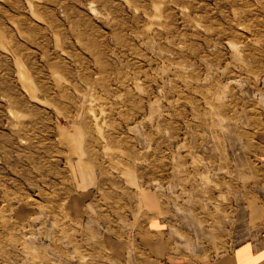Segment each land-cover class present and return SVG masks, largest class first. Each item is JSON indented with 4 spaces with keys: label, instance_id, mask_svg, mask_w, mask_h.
I'll return each mask as SVG.
<instances>
[{
    "label": "rangeland",
    "instance_id": "374dc122",
    "mask_svg": "<svg viewBox=\"0 0 264 264\" xmlns=\"http://www.w3.org/2000/svg\"><path fill=\"white\" fill-rule=\"evenodd\" d=\"M153 218L195 259L264 227V0H0V264Z\"/></svg>",
    "mask_w": 264,
    "mask_h": 264
},
{
    "label": "crops",
    "instance_id": "0c3cea01",
    "mask_svg": "<svg viewBox=\"0 0 264 264\" xmlns=\"http://www.w3.org/2000/svg\"><path fill=\"white\" fill-rule=\"evenodd\" d=\"M167 229L153 218L139 224L135 235L100 237L97 247L77 252V259L82 255L88 264H264V227L232 249L203 259L176 253Z\"/></svg>",
    "mask_w": 264,
    "mask_h": 264
}]
</instances>
